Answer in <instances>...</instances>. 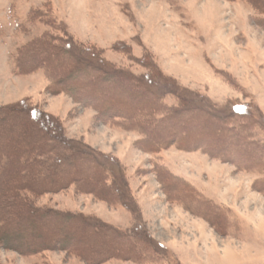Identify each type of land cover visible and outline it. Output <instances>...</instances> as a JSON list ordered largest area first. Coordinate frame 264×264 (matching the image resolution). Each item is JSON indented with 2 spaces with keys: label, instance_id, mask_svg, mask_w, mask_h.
<instances>
[{
  "label": "rangeland",
  "instance_id": "374dc122",
  "mask_svg": "<svg viewBox=\"0 0 264 264\" xmlns=\"http://www.w3.org/2000/svg\"><path fill=\"white\" fill-rule=\"evenodd\" d=\"M41 39L69 50L76 63L79 56L102 60V69L123 71L129 84L147 81L165 109L181 101L203 106L234 129L221 136L213 127L222 121L206 128L191 111L179 117L190 137L233 142L243 135L264 146V0H0V149L9 140H35L36 128L49 122L44 145L53 155L47 162L64 164L55 176L71 179L29 199L48 212L24 224L16 220V242L44 247L22 255L0 242V264H264V152L259 165L244 170L239 164L248 160L231 149L215 148L218 158L199 148L181 149L175 139L161 142L184 132L169 124L155 127L157 142H141L134 126L107 122L96 109L99 104L108 114L107 102L120 96L128 108L127 84L120 82L106 98L102 88L110 80L103 78L102 88L85 96L87 86L56 87L65 73L55 65L16 68L17 51ZM234 108L247 115L237 117ZM92 157L106 176L103 183L119 192L116 199L97 193L109 194L110 188L91 177ZM161 169L172 176L163 178ZM76 174L84 187H78ZM11 185L6 181L7 198ZM180 189L196 191L221 209L196 200L189 204L194 213ZM70 216L125 231L144 252L147 239L161 256L139 263L103 258L110 246L107 232Z\"/></svg>",
  "mask_w": 264,
  "mask_h": 264
},
{
  "label": "trees",
  "instance_id": "16d2710c",
  "mask_svg": "<svg viewBox=\"0 0 264 264\" xmlns=\"http://www.w3.org/2000/svg\"><path fill=\"white\" fill-rule=\"evenodd\" d=\"M53 46V41H46L41 39L27 44L26 46H24V48H20L14 56V63L16 65V68L21 72H29L42 63L52 65L53 68H55V65L56 67L61 68V70H63V72L65 73L64 78H60L58 80L57 83L59 84H56V87L58 85H60L61 87L64 86L60 90L67 91L66 86H87L88 90L81 92L82 95L85 96L90 93L91 90L96 93L97 90L102 88L103 85L100 81L103 78H108V80H110V83L106 86H103L102 88L104 90V93H106V98L107 95L113 96L112 92L114 91V86H118L120 82H123L127 84L123 89V94L125 96H129V102H131L128 108H124L122 103H120V99H122L121 96L120 99L118 97L112 99L114 100L113 104L107 102L108 106L112 108V111H110L108 114L102 113V108L100 107L101 105L98 104L96 106L95 103L91 102L92 106H96L97 111L101 113L105 121L113 122L115 124H121L122 126H125L127 128H131L132 126H134V128H136V130L143 136L141 142H145L147 139L153 140L154 142L160 140L159 133L155 129L156 126H159L161 124H169V126L175 125L174 127L176 130H179L181 128L184 132L177 135H169L165 139H161V142L171 141L172 139H175L178 147L181 149L188 148L189 150H191L199 148L208 154H214V156L218 158L220 156L215 151V148L228 150L231 149L234 151V154L243 155L245 159L248 160L247 164H239L240 167L244 170L250 169L247 168V166H257L259 165V163H261V160L263 158L262 151L264 152V146L261 142L245 138L243 135H240V137H238L237 140H234L233 142H219L215 138L210 142H202L199 136L197 137V134L196 137H190L191 135H188V133L191 132L189 130L188 124L182 126L179 122V117H181L182 114H186L192 111L194 112V114L200 115L202 117L203 126L205 125L206 128L210 127L212 126L211 121H222L220 116L214 114L211 110L192 103H184L183 101L180 102V105H176L173 107L170 106L165 109L164 103L162 102V95L150 88L151 86L146 85L147 81L146 84H142L140 83V81L136 80L133 81V83L130 79L131 84H129L127 83L129 82L127 78L128 76L123 75V71L119 69L113 70L112 68L109 69V71L106 69H102L101 63H104L102 60L99 59V61L93 63L92 57L89 58V56H87L86 59H83L79 56V63H76L73 61L74 56L69 50L60 51L54 49ZM88 50H90V48H88ZM34 58L38 63L37 65L34 63ZM57 60L58 62L56 64H50V62ZM75 76H79V78H76ZM72 78L73 81H71ZM130 94H132V96ZM200 97L203 98V96ZM113 105L119 107H117L115 110L113 108ZM231 111L237 117L247 115V112L238 110L237 108H234ZM157 113L159 114L157 115ZM31 114L32 113L30 112L29 118L33 119L31 118ZM155 115L157 116L154 117ZM191 119L192 117H190L189 123L191 122ZM35 120H37V118ZM38 121H40L39 123L41 124L43 122V120ZM47 124L49 125V122H43V124L40 125L42 129L40 128L38 130L36 128V132L34 134V137L36 135L35 140H30L29 142H27L28 144L25 142L24 144H22V140L21 143H18L16 140H9L6 144L7 146H4L3 149H0V242L5 247H14L22 255L39 251L44 246L37 242L35 244L31 243L28 246L24 247L22 243L16 242L13 234V231L16 230L18 226V222L16 220L20 218L22 224H24L27 219L34 218L35 220V217H38V214L42 215L48 212L43 208L40 209L33 206L32 201H30L31 198L38 196V194L44 191L50 192L57 188H61L65 183L67 184L71 180L68 175H66V179H61L60 177L55 176L54 172L56 171V173L59 172L60 174V170L63 168L64 164H49L47 162L53 155H51V153H48L50 147L44 145L47 140ZM224 125L225 123L223 122L222 126H214L213 128H217L221 136L229 135L234 132L233 128L224 127ZM45 128L46 131L44 130ZM37 140H40L42 142L36 143ZM161 172L163 174L162 177L165 179L166 176H172L170 173H167V171L163 169H161ZM158 174L161 177V174ZM90 175L91 177H96L98 180L101 179L102 183L104 177H106L105 175H103V170L100 168V165L96 163V160L93 157L92 165L90 168ZM75 176V179L78 182L75 183H77L78 187H84L83 181L79 183L81 177H79L78 174H76ZM6 181L12 183V188L10 190V195L8 198V192H6L5 189ZM103 185L104 188H110V193L106 194L98 190L97 193H100L101 197L109 199V201H112L118 197L119 192L117 191V189H114L111 184L105 182V184L103 183ZM176 185L179 186V184ZM188 187L190 186L182 185L180 188ZM178 191L183 198H186L188 202V205H186L187 208L194 213H198V210L193 209L189 204L194 201L196 202V200H205V202L209 204L211 209H221L207 198L198 195L196 191H193V193L195 192L194 194L192 192H183V190L181 189ZM180 194L177 197L178 199L180 197ZM27 196L30 198H28ZM167 196H169V198L173 197L172 195ZM124 206L127 207L126 203L124 204ZM9 209H12L13 214L7 215L6 212ZM54 214L56 215L55 217L61 218L60 213ZM70 218L74 219L80 225V221H83V219L79 220L80 218H78L77 216H70ZM85 223L88 224L90 229L96 228L107 232V245L110 246H108V250L104 252V254H102L103 258L112 257L115 259H129L134 262L137 261V263H139L141 259L143 257L145 258L146 256L150 259L148 261H156L161 256L156 249L149 247L152 244L147 239H145L144 242H148V244H150L147 247L149 251L144 252L143 249L139 250L138 248H136L138 240H136L134 236L125 231L116 230L115 228L104 225L102 222L98 221H94L92 223L91 221H88L86 219ZM115 240H118V242H120V245H118L119 243H117ZM112 245H114L115 248L114 246L111 247ZM83 255L86 256V254Z\"/></svg>",
  "mask_w": 264,
  "mask_h": 264
}]
</instances>
